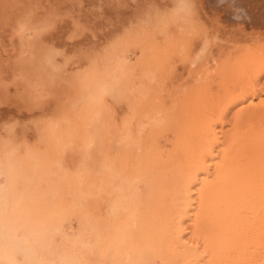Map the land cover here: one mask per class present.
I'll use <instances>...</instances> for the list:
<instances>
[{"label":"rangeland","instance_id":"374dc122","mask_svg":"<svg viewBox=\"0 0 264 264\" xmlns=\"http://www.w3.org/2000/svg\"><path fill=\"white\" fill-rule=\"evenodd\" d=\"M225 2L0 0V250L136 264V213L172 195L182 141L264 105V0Z\"/></svg>","mask_w":264,"mask_h":264},{"label":"bare ground","instance_id":"6f19581e","mask_svg":"<svg viewBox=\"0 0 264 264\" xmlns=\"http://www.w3.org/2000/svg\"><path fill=\"white\" fill-rule=\"evenodd\" d=\"M207 47L205 42L203 52ZM263 72L264 58L249 67L248 88L253 89L252 94ZM241 94L244 96L227 97L224 114L230 106L245 100L241 98L247 94L242 90ZM240 117L244 120L243 126L234 125L223 141L215 125L205 124L194 139L184 137L188 140L182 141L185 145L178 157L167 160L168 166L175 167L177 173L164 181L166 186L172 181L174 191L171 190L170 197H157L159 204L149 203L144 214L136 213V264H252L254 256L261 254L264 249V105L252 107ZM138 163L136 160L140 169ZM197 183L198 188L193 190ZM192 192H196V198ZM188 220L185 226L183 222ZM186 229L190 230L187 238ZM5 241L1 234V242ZM19 247L25 251L21 243ZM129 258L126 255L123 264ZM0 262L17 264L5 249L0 250Z\"/></svg>","mask_w":264,"mask_h":264}]
</instances>
